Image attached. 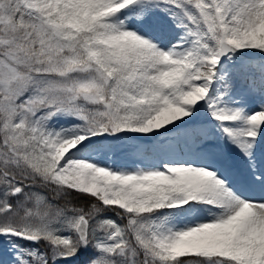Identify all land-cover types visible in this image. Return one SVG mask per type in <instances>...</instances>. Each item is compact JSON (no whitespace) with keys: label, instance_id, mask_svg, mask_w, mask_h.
<instances>
[{"label":"snow or ice","instance_id":"snow-or-ice-1","mask_svg":"<svg viewBox=\"0 0 264 264\" xmlns=\"http://www.w3.org/2000/svg\"><path fill=\"white\" fill-rule=\"evenodd\" d=\"M0 264H264V0H0Z\"/></svg>","mask_w":264,"mask_h":264}]
</instances>
